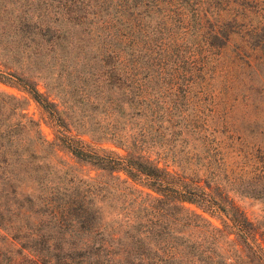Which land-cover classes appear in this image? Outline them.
Listing matches in <instances>:
<instances>
[{
  "label": "rangeland",
  "instance_id": "obj_1",
  "mask_svg": "<svg viewBox=\"0 0 264 264\" xmlns=\"http://www.w3.org/2000/svg\"><path fill=\"white\" fill-rule=\"evenodd\" d=\"M49 263L264 264V0H0V264Z\"/></svg>",
  "mask_w": 264,
  "mask_h": 264
},
{
  "label": "trees",
  "instance_id": "obj_2",
  "mask_svg": "<svg viewBox=\"0 0 264 264\" xmlns=\"http://www.w3.org/2000/svg\"><path fill=\"white\" fill-rule=\"evenodd\" d=\"M108 68L109 69L106 70V76L111 79L114 74L112 72L111 66ZM31 94L39 102L41 99L49 104L53 103V101L50 100L47 101V99L43 97L41 92H39L35 87H33V93ZM133 146L134 145H124L125 153L119 156L117 161L118 165H112L113 168H115L116 170H123L125 174L130 177L138 173L145 175L146 177H148V182L146 183L147 187H149L151 190L155 192H158V186L167 181L168 175H173V174L169 173L164 167L159 166L157 163V159L150 158L148 155L141 153V151L136 149V147L134 148ZM69 151L73 154V156L79 159L92 158L90 157L92 155L88 154L81 148L69 147ZM198 180L199 179H191V178H187L186 180L179 178L178 180H176L178 182L177 184L180 185L181 187V190L179 191L181 193L180 195H178V197H176L179 202H183V201L197 202V198L198 199L203 198L202 196L205 191L203 190V185L198 183ZM180 206L182 208H185L182 204H180ZM220 208L223 209V207L221 206ZM34 240H35V244L36 242L39 243L38 240L36 239ZM45 243H46L45 253L42 252V256L43 258L46 257L51 258L50 260L52 263L55 260L53 257L55 256L54 253L56 251L61 250L62 248L56 247L57 240L51 242L47 241ZM84 244L87 246V243ZM102 244L103 242L99 243V245ZM80 247H73V248L79 249ZM69 248H72V246L64 248V251L65 252L67 251L68 253L74 252L72 251L73 249H69ZM50 249H52L51 252H49ZM37 251L39 252L40 250ZM46 262L48 263L49 259Z\"/></svg>",
  "mask_w": 264,
  "mask_h": 264
}]
</instances>
